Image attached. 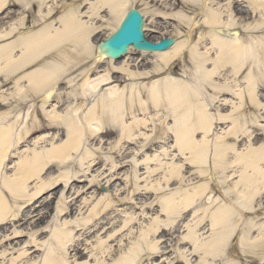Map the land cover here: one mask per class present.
Wrapping results in <instances>:
<instances>
[{
  "label": "bare ground",
  "instance_id": "6f19581e",
  "mask_svg": "<svg viewBox=\"0 0 264 264\" xmlns=\"http://www.w3.org/2000/svg\"><path fill=\"white\" fill-rule=\"evenodd\" d=\"M14 1L17 5H23L21 14L17 11L1 12L10 0H0V42L7 41L16 34L19 35V39L0 46V76H3V80L0 79V89L6 87L10 79H15V90H13L15 92L9 98L1 94L0 100L1 105L7 103L9 106H14L16 98L19 97L26 101L25 103L28 102L25 107L26 119L22 120L26 132L24 137L18 134L15 138L14 127L8 124L0 125V176L6 171V162L18 151L19 144L25 142L30 132L40 129L39 117L35 111L37 104L40 103L41 109L45 112V109L53 102V96L58 92L60 80L69 73L70 75L74 73L82 65L85 69L75 77L68 76V84H74L78 77H83L76 88L83 99L93 97L104 86L110 85V100L105 99L100 105L103 110L110 109V116H108L110 120H107V126L111 130L119 129L122 136L120 141L126 139V144L131 142L143 147L144 142L139 141L138 137L146 135L142 130V127L147 126L146 116L153 118L159 115L155 112L152 116V111L148 104L146 105V100L143 98L146 85L143 80L147 78L154 80L156 76H160L159 74L165 73L162 79L154 80L150 85L147 83V98L155 109L160 108L163 100L169 102L170 99L171 104L169 103L167 108L171 109L174 125H171L164 117L159 118L158 121L164 126L166 132L174 135L179 153L189 152L190 162L200 165L197 170L200 176H204L206 182L203 185L194 186L190 191L186 190V194L178 201L170 202V199L163 201L162 210L174 216L175 219H179L198 200L207 198L208 205L202 209L204 214L196 219V224L191 231L192 238L190 235L194 252L202 253L201 261L197 264H244L243 262L264 264V220L259 219L260 214L264 216V150L254 146V132L249 130L248 125V123L257 125L258 119L248 121V114L243 112L248 104L255 109L264 110V95L259 93L260 86H264V0H251L249 9L240 8V10L237 8L240 6L239 0H227L226 8H212V5H209L210 0H200L199 10L194 8L199 0H182L184 6L176 8L177 14H167L168 11L159 12L156 21L162 22L160 15L180 21L176 30L178 34H181L186 28L185 37L182 35L175 39V45L165 52L150 54L131 48L129 54L119 62L106 58L97 49L100 42L93 40L98 30V22L104 21V17L100 15L103 8L100 3L92 5V2L89 3L90 0H87L91 6L88 12L82 13L80 5L77 4L80 0H73V5L68 4V0ZM140 1L143 0H107V3H110L108 6L110 21L113 17V21L116 22L113 32L123 20L126 14L125 9ZM211 1L221 2L220 0ZM36 3L38 13L34 15V25H42L37 31L34 26L25 28L29 16L26 13L29 11L32 13ZM61 7L63 8L58 12ZM6 19H12L11 22L18 21L9 29L5 28L2 31L1 29L7 24ZM20 27L23 29H19ZM162 27L161 23H156V29L161 31ZM198 30H200L199 33ZM167 37L169 36L165 35L155 42ZM54 51L56 54L53 56L50 68L38 67L27 72L29 67L40 64L39 61L45 58L47 53ZM133 52L139 56L155 59L154 68L148 70V64H145L144 60L131 58ZM104 61L113 69L110 70V78L92 80V73ZM122 62L127 65L119 68ZM176 62L180 63L181 67H176ZM175 69L182 75L174 77ZM21 71L24 74L20 75ZM13 76L16 77L13 78ZM241 76H243V84L240 82ZM126 81L130 82L129 87L112 86ZM225 91L232 93V96L225 95L227 98L221 99ZM234 98L239 102L235 103ZM85 104L84 100L77 105L85 107ZM226 106L231 111L223 113L226 112L224 109ZM137 111H141L143 115H137ZM147 112H149L148 115H146ZM63 116H65L64 113L55 110L52 118L53 120L62 119ZM238 116H246V122L238 119ZM1 117L4 118V116H0V122ZM96 117L95 108H90L84 118L80 115L76 116L72 125L77 138L62 147L49 150L44 155L37 153L24 155L21 152L19 167L14 176L7 177L4 174L10 184H14L13 193L20 197V193L27 189L32 179L33 169L44 171L53 161L64 164L71 158L72 151L80 149L83 137L90 133L89 129L93 137L103 136L105 133L101 131L105 124L100 123L99 126L92 128V122L96 120ZM242 137H246L248 142L238 146L244 140ZM43 140L37 137L35 144L41 145ZM256 140L261 141L258 136L255 137ZM210 162L213 163V167ZM80 165L83 164L80 163ZM181 170V165L172 164L168 170L166 183H170L173 179L178 180ZM216 175H219L217 180ZM68 178L71 179L70 174L64 173L61 176V179L68 180ZM106 185L108 186V183ZM112 189L110 183V194L109 191L103 190L99 195L103 198H108L107 196L110 195L111 203L114 192H117ZM39 192L41 193L42 189H38L37 194L33 193L31 199L25 200L23 204H27L28 208L34 199L41 198ZM214 193L218 196L213 195ZM4 197L0 191V229L10 224L4 223L6 220L11 218L12 224H15L19 223L23 217L20 211L14 213ZM108 206L106 204L86 222L99 218ZM66 210L68 209L64 211ZM252 215L255 217L247 218ZM205 216L209 217L208 237L199 235L198 231L201 229L196 230L206 221ZM98 221L99 219L96 223ZM241 226L239 235L237 229ZM167 227L176 230L178 225L173 221ZM157 230L158 227L154 225L149 232L156 233ZM254 230L257 232L256 236L252 235ZM162 233L167 231L163 230ZM73 234L74 230L59 231L58 240L61 248L54 253L56 258L45 264H55L56 260L68 257L69 252L66 248L70 245L73 248L76 244V237L75 235L73 237ZM148 235V233L143 234L141 239ZM237 237H239V244L235 250L232 241ZM148 248L152 253H158L151 241ZM121 249V255L112 262L110 259L106 262L103 259H96L94 263L85 262L84 264H144V262L156 264L149 259L152 254L141 255L143 250L138 241L128 250ZM70 250L73 251V249ZM105 255L103 252L102 257L106 260ZM208 257H212V260L210 261ZM145 258L147 259L143 260ZM179 259H184L185 264H192L189 259L186 261L183 255Z\"/></svg>",
  "mask_w": 264,
  "mask_h": 264
},
{
  "label": "rangeland",
  "instance_id": "374dc122",
  "mask_svg": "<svg viewBox=\"0 0 264 264\" xmlns=\"http://www.w3.org/2000/svg\"><path fill=\"white\" fill-rule=\"evenodd\" d=\"M220 1L212 2L210 0L209 5H212V8H226L228 1ZM239 1L240 6L237 7L239 10L240 8L249 9L251 0ZM91 2L92 5L100 3L103 6L100 15L104 17V21L98 22V30L93 36V40L103 42L113 33L116 22L113 21V17L110 21L111 16L108 7L110 3H107V0H90L89 3ZM69 3L73 5L74 1L68 0ZM77 4L80 5L82 13L88 12V8L91 6L87 3V0H80ZM183 4L182 0H143L128 6L125 12L130 9H137L141 12L144 18V34L147 40L156 41L165 35L177 39L182 37V35L184 37L187 35V30L183 26L182 33L178 34L176 26L180 25V21L174 18H166L162 15H160L162 22L156 21V19L159 16V12L168 11L167 14H177L178 10L176 11V8H182ZM22 6L15 4L14 0H10V3L1 12L17 11L21 14ZM62 8L58 9V12ZM194 8L196 10L201 8L200 0L197 1ZM34 9L35 12L32 11L31 13L29 11L26 13L29 16L25 28L34 26L37 31L42 27V25H34V15L38 13L37 3ZM11 21L12 19H6L5 22L7 24L1 30L9 29L18 20L16 22ZM156 23H161L163 30L156 29ZM19 29L23 28L20 27ZM200 30H198V33ZM240 30L243 32L242 28ZM17 39H19L18 34L7 41L0 42V46ZM16 53H19V51H16ZM55 54V51L47 53L45 58L39 61L40 64L29 67L27 72L33 71L38 67L50 68ZM131 58L144 60V63L148 64V70L154 68L153 61L155 59L149 56H139L136 52H133ZM151 62L153 63L151 64ZM124 63H120L119 68L127 65ZM175 66L181 67L178 62L175 63ZM98 67L91 75L92 80L110 78V70L113 69L109 63L104 61ZM84 69L85 67L82 65L74 73L71 75L69 73L60 80L58 92L53 96V102L45 109V112L41 109L40 103L37 104L35 111L39 117L40 129L30 132L26 136L25 142L19 144L16 154L14 153L5 164L7 167H5L6 171L0 176V191L4 194L6 202L14 210V213L16 214L20 211V215H23V217H21L22 219L19 223L15 224H12L11 218L6 220L4 223L10 224H6L3 229H0V264H45V262L51 261L56 258L54 253L61 248L58 233L66 229L74 230L73 237L74 235L76 237V247L68 246L66 248L69 252L68 257L56 260L55 264L94 263L96 259H103L105 262L110 259V262H112V260L117 259L121 255V248L128 250L136 241L141 244L143 250L141 255L152 254L149 259H152V262L156 264H185L184 259H179L181 255L185 256L186 261L189 259L192 264L199 263L202 253L194 252L191 231H193L194 224H196V219L204 214L202 209L208 205L207 198H203L201 201L198 200L179 219H175L174 216L168 215L162 210L163 201L165 202L168 199H170V202L178 201L186 194V190L190 191L194 186L203 185L206 182L204 176H200L197 170L200 165L197 166V164L190 162L191 155L189 152L179 153L174 135L168 131L166 132L164 126L158 121L159 118L164 117L171 125H174L171 109L167 108V105L171 104L170 99L169 102L163 100L160 108L155 109L152 102L147 98V83L150 85L152 81L162 79L165 73L159 74L160 76H156L154 80L151 78L143 80L144 85H146L143 91L146 105L148 104L150 111H152V116L155 112H158L159 115L153 116V118L146 116L148 120L147 126L146 128L142 127L146 135H140L139 139L137 138L139 141L144 142V146L140 147L136 143L132 144L129 142L126 144V139L120 141L122 136L119 129L111 130L107 126V120H110V117H108L110 116V109L105 108L103 110L100 105L101 101L110 100V85L104 86L93 97L83 99L79 96V90L76 89L83 77H78L77 82H74V84H68V76L75 77ZM19 74L22 75L24 72L21 71ZM179 75H182V73L175 69L173 76L179 77ZM0 79L3 80V76H0ZM14 82L15 79H10L6 83L8 85L0 89V97L1 94L8 98L11 97V94L15 92L13 91L15 90ZM240 82L243 84V76L240 77ZM114 85H120L121 87L126 85L129 87L130 82H121L112 86ZM259 93L264 95V86H260ZM225 95L232 96V93L225 91L221 99L227 98ZM228 98L230 99V96ZM84 100L86 101L85 107L77 105ZM233 101L235 103L239 102L236 98ZM25 102L19 97L16 98L14 106H9L7 103L1 105L2 102L0 100V116H4V118L1 117L0 125L8 124V126L14 127L15 138L18 134L24 137L26 132L24 130L25 124L22 122V120L26 119L25 107L28 102ZM90 108H95L97 111V117L92 122V128L103 123L105 127H103L101 132L105 134L99 137L94 135L95 137H93L91 130L88 128L90 133L83 137L80 149L72 151L71 158L64 164L53 161L44 171L37 168L33 169L31 171L32 179L28 183L27 189L20 193V197L13 193L14 184H10L5 176H14L15 171L19 167L21 152L24 155H33V153L44 155L49 150L62 147L69 141L75 140L77 134L74 132L72 121L78 115L83 118L87 116ZM227 108L228 106L224 107L226 112L224 111L223 113L231 111L229 108L227 111ZM55 110L64 113L65 116L62 119L53 120L54 118L52 117ZM243 112L248 114V121H256L258 119L257 125L250 123L248 125L250 126L249 130L254 132V146L264 150V110L255 109L248 104L243 109ZM136 114L143 115L141 111H137ZM148 114L149 112L146 113V115ZM129 117L131 118V116ZM237 118L245 122V119H247L246 116H238ZM50 124L51 126H49ZM83 129L86 130L85 128ZM96 134L98 135V132ZM43 135H46V137H43ZM256 136L261 141H255ZM37 137L42 140L45 138L46 140H43L41 145H36ZM242 138L244 140L238 146L248 142L246 137ZM80 163L83 165H80ZM210 163L213 167V163ZM172 164L182 166L181 176L178 180L173 179L170 183H166L168 170ZM23 165L25 166L24 163ZM64 173L70 174L71 179H69L70 177L68 180L61 179ZM218 176H215L216 180ZM106 183H108V186ZM110 183L112 190H117L113 194V202L111 201V203L110 195L107 196L108 198H103L99 195L103 189L109 191L108 193L110 194ZM42 186L43 188H41ZM38 189H42V192L38 193L41 198L34 199L27 208V204H23L24 201L31 199L32 194L36 193ZM215 196L217 197L218 195ZM106 204L109 206L100 214L99 218L86 222L95 212L101 211ZM65 209L68 210L64 211ZM252 217L254 218L255 215L247 218ZM208 218L205 216L206 221L204 224L197 227V231L201 229L198 231L199 235L209 236L210 233L207 232L209 230ZM98 219L99 221L96 223ZM259 219L264 220V216L260 214ZM173 221L178 225L176 230H171L167 227ZM254 221L256 222V219ZM66 224H69V226H65ZM154 225L158 227L156 233L149 232L151 228H154ZM241 229L242 226L237 229V234L240 235ZM245 229H247V225H245ZM163 230H166L167 233H162ZM147 233L149 235L141 239V236ZM252 235H257L256 230L253 231ZM150 241L155 245L158 253H152L149 250L148 244ZM232 244L236 250L239 244V237L232 241ZM70 249H73V251ZM103 252L106 254V260L102 257ZM157 256L158 258H155ZM208 259L211 261L212 257H208ZM243 263L246 264L245 262ZM144 264L147 263L144 262Z\"/></svg>",
  "mask_w": 264,
  "mask_h": 264
},
{
  "label": "water",
  "instance_id": "95a60500",
  "mask_svg": "<svg viewBox=\"0 0 264 264\" xmlns=\"http://www.w3.org/2000/svg\"><path fill=\"white\" fill-rule=\"evenodd\" d=\"M143 19L137 10H130L120 28L105 42L98 45V49L107 57L120 60L128 52L130 45L136 50L164 51L170 48L174 41L163 40L159 44H153L145 40L143 31Z\"/></svg>",
  "mask_w": 264,
  "mask_h": 264
}]
</instances>
